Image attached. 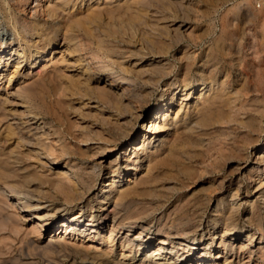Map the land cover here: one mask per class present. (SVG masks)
<instances>
[{"label": "rangeland", "instance_id": "1", "mask_svg": "<svg viewBox=\"0 0 264 264\" xmlns=\"http://www.w3.org/2000/svg\"><path fill=\"white\" fill-rule=\"evenodd\" d=\"M46 1L47 0L12 1L14 13L20 22H22L23 19L32 20L33 18L45 20L47 17L44 16L45 14L38 6V3L44 4ZM236 1L242 3L245 0H154L147 6H137V10L141 9L146 14L145 19L142 17H136L137 19L134 18L136 16L135 11L132 9L126 10L124 7L115 8L113 6V8H108V10H101V13H96L93 10L89 12L86 11L84 13L87 16H85L84 13L77 16L76 20L80 18V23L62 21L60 26L61 33H63V31L65 32L68 28V30H76L80 35V39L81 41L83 40L82 43L85 46L83 53L87 58L86 61H76V55L70 56L66 54L62 56L61 54L64 52L63 47L59 46L54 48L52 52L50 51L51 49H48L46 56H44V53L43 57H39L33 63H31L32 60L30 63L24 61L21 69L15 74L11 82H9L11 73L14 70L16 56L9 58L10 56L7 55L4 59L0 60V99L5 100L3 98H6V96L10 99L7 100L8 103H4L3 109L0 107V185L6 188L10 194L12 191L7 188L5 184L11 182L30 193L32 192L33 202H40L42 205L46 206H54L55 209L58 210L59 218H56L57 221L66 219L67 217L72 218L75 214L78 215L77 212L81 208L80 206L85 204L84 201L86 198L89 203L97 205L102 196L104 194H109L108 192L112 190L111 195H109L110 202L105 205V211H96L95 214H98L94 219L96 222L90 220L92 218L90 216V210L89 208L87 209V206H84L86 207V211L84 212L85 216H83L80 221V226L82 225L81 227L84 229V232H74L73 236L69 235V232L64 233L65 228L57 227L62 224L61 221L59 223L43 221L41 222L42 226L39 232L35 231L39 222L37 214L43 212L44 209H30L26 207L18 208L17 210L14 208L1 209L0 248H2L5 253L0 256V259H6L7 262L4 264H11L14 255V247H18V240L21 239V237H27L26 234H28L29 231H34L30 236L41 239H44L50 232V234L55 236L63 235V237L65 236L66 239L74 245L76 244V246L79 245V247L90 248L91 250L99 249L98 252H103L105 250V252L107 251L108 255L112 257L120 258L122 251L126 254L130 253L131 245H129V248L127 246L122 247L121 243L116 241L113 246L114 248H110L109 243L106 241L109 235V229L111 228L113 204L118 196V188L111 187L108 183L111 181L109 176L112 175L111 170H113L114 167H119V170L122 171V175L130 172L127 170L128 166L126 165L128 163L132 165L131 163H134L133 158L134 156L137 157V155L139 156L138 162L141 165V167L138 168V172L140 176H145V181L142 182L143 184L140 183V186L137 185L134 188L132 187L128 194L122 198L123 201L121 199V205L118 207L119 212L117 214L118 217H125L127 214L130 216L145 215L142 219L143 223L151 224L152 229H147V231L153 233L151 245L147 248L148 254L154 251L153 246L156 244V239L163 235L166 228L170 225L179 226L180 230L187 231L192 229L194 225L199 224L200 220L203 219L201 222L207 223L213 230L214 225L212 222L216 220V228L219 231L225 227L227 216L230 214L228 203H230V198H232L236 200V206H239L241 203L240 209L234 210L235 212L233 211V223H235L236 229L235 235L240 236V238L238 237L239 243H237L238 245L236 246L237 253L233 257L232 264H238L237 260H240L242 264H264V234H260L259 231L261 228H258L259 220L256 219V217H259L264 227V203L263 200L261 201L263 197L261 196L262 193L256 190V186H259L258 184H260V180L264 178V175L261 176V173H258L256 168H254V161H256L257 154L263 151L262 148H264V8H260V3H256V8L250 9V11L245 6L238 10H233V4L236 3ZM36 9L38 13L35 14L34 10ZM116 9H118V11ZM117 12L119 15H116ZM119 12L123 16H121ZM90 13H92L91 16L89 15ZM109 14L113 16L115 14V16L112 17ZM141 18L143 19L142 21L139 20ZM133 19L136 20L134 21ZM144 20L147 21V26H149L150 24L148 23L152 21H155L154 24L160 23L163 26L165 24L168 26L170 25V27L174 29L181 26L182 31L185 30L183 32L185 38L177 40L175 37L166 36L163 40H165V44L167 43L166 47L169 45V53L166 55L159 54L158 56L157 52H155L158 49L150 43L149 35L144 32V24L146 23L143 22ZM83 22L87 25L83 24V26ZM142 22L144 23L143 25ZM49 23L48 25L51 26L52 21L50 20ZM151 24L154 25L153 22ZM114 25L116 27H114ZM117 26L120 29L117 28ZM111 28L112 31H115H113L114 34L116 36L118 35L117 37L112 35L111 38ZM12 29V26L5 21L4 15L0 12V52L9 48L8 42H10L14 36ZM120 30L122 33H118ZM141 30H144V33H142ZM120 34L125 37L123 38ZM109 36L111 39L108 38ZM119 37H122L124 39L122 42H126V44H123L120 48H114L117 42H121V38ZM61 38L62 36L58 39L59 43L62 45L64 40ZM130 39L131 41L133 39L136 41L134 40L135 42L131 43L129 42ZM99 40H101V44H99ZM116 40L117 42H115ZM147 42V46H149L150 43L153 45L150 46L155 49V51H153L150 46L145 48ZM141 46H143L145 51L148 49L147 55H145L146 53L139 54V48ZM108 47L111 50H107ZM149 49L151 50L149 51ZM152 51L153 54H151ZM87 52L89 53L86 54ZM154 53L156 56H154ZM90 54H94L93 59ZM209 56L212 58L211 64L217 66H214L217 68V81L219 83L225 81L228 84L227 88L222 92L221 98L216 100L217 106L215 113L217 116L214 120L217 119V122L213 121L210 126H201L200 128L198 122L204 112L203 103H205V101L204 98H199V95L196 94L189 100L191 106L188 111H184V109L180 111L181 114L179 113L178 116L180 119L178 127L172 128V126H170L169 129L161 130L155 133L159 134L157 137L154 139L150 137L143 143L144 138L141 135V131L147 128V123L151 120L150 116L158 111V108L165 103L164 100L168 98L170 93L169 84L174 82L181 84L183 76L186 74L185 66H187L189 61L191 62L193 60L192 63L198 66V64L201 63L200 59H207ZM59 57L62 58L65 63ZM161 57L168 61L162 60L164 63L166 62L169 67L163 72L157 70V67H153L154 64L151 62L153 58H158L156 60L158 61L162 59ZM180 58L182 61H180ZM58 59L59 61H57ZM87 61L90 63L91 71L90 69H85V66L88 65ZM145 66L153 68L149 69ZM195 66L191 68L190 73L192 76L195 75L196 72ZM87 75H91V78L88 79ZM107 78L115 79L113 81V89L119 96L116 94L112 95V93L111 95L100 96L97 93V85L100 84V86H102L105 83L104 80ZM109 82H107V84H110ZM86 84L88 87H86ZM89 85L91 86L89 87ZM94 85H96V87ZM65 87L66 89L68 87L69 90H66ZM81 89L85 94L82 93ZM125 89H127V91ZM123 90L125 91L122 92ZM66 94H68V96H66ZM116 96L121 98V104H117ZM195 99H199V101ZM105 103L108 104L106 105ZM123 104H125V106H123ZM130 104L132 106H130ZM0 106H2V104H0ZM178 108L179 106L175 101L174 107L170 112L171 115L168 118L170 122L175 117ZM124 112H126V114H124ZM106 115L107 118H105ZM142 117H146V119L142 120ZM109 118L111 120H109ZM184 118L186 120H184ZM218 118L222 119L218 120ZM228 119L229 121H231L230 119L234 120L227 122ZM125 120H128L127 122L130 123H125ZM261 120L262 128L260 130L259 124ZM114 122H116L115 126L113 125ZM142 122H145L144 126ZM193 122L198 123V125L193 124ZM119 124L122 126L121 128ZM174 130L177 132L175 133ZM124 132L126 134H124ZM133 133H138V136L134 138ZM37 135L40 136L37 137ZM92 136L94 137L92 138ZM87 138H91L88 144L84 140ZM165 138V143L160 144V141ZM24 140L27 142L25 143ZM175 140L176 142H174ZM82 141L85 142L86 145L82 143ZM38 143L40 145H38ZM34 144L37 145L34 146ZM157 145V150L153 152L154 149H151V147ZM101 146L110 149L106 150L107 152L104 154L99 151V147ZM139 146H142V148L134 153V149ZM37 147L41 148V150ZM99 152L102 154H98ZM171 152L175 155L170 156ZM167 153H169V155ZM68 154L70 155L68 156ZM84 154H86V156ZM178 156H180L179 159ZM182 156V159L185 158L184 160H180ZM129 157H131L132 160L127 162ZM158 157H161L160 160ZM154 158H157L158 161L157 159V162L154 161ZM243 158H245V160H243ZM172 159H175L174 162ZM43 160H45L48 165L43 164ZM93 160L96 161L93 162ZM97 160L98 162L103 160L100 176L97 175L93 168ZM177 160L179 161L177 162ZM151 162L153 163L151 164ZM148 164H150V166ZM168 165L170 169H168ZM174 167L177 168V170L174 169ZM192 167L194 170H191ZM63 168H66L70 174L72 173L71 179L61 180V178H63L61 175ZM184 168L186 169L184 170ZM187 168H189V171ZM170 171L172 173H170ZM127 175L128 173L125 176L123 175L124 179L129 177ZM117 176H119V173H117ZM249 176H251L252 179H250ZM176 177H178V179ZM179 177L182 178L179 180ZM54 184L56 185L55 187ZM128 184L130 186L133 185V183ZM128 184H125L124 187L129 186ZM145 187L146 189H144ZM138 188L141 189V191H139ZM178 188L183 189L177 190ZM173 189L175 192H173ZM216 189L219 190L216 191ZM237 189H239L238 197L230 196L232 193L234 194ZM263 190L264 188L261 191ZM134 192L136 193L134 194ZM82 193L85 195L83 200L81 199L82 196L80 197ZM142 193L147 196H144ZM152 193L153 195H151ZM12 195L18 197L14 192H12ZM218 203L223 206V212L217 211ZM163 205H165V207ZM96 210H98L97 207ZM199 211L202 213H199ZM148 212L151 214L150 216L146 215ZM13 213L18 215L17 218L21 220L20 223L19 221H15L17 219L15 216L9 215ZM151 218H153L152 221H150ZM100 220L101 223L104 222L105 226L104 230L99 232L100 240L96 238L89 240V231H92L91 229L96 227L95 224H99ZM17 222L22 224V227H20L19 232L16 233L14 229L16 225H18ZM249 228L257 232V236L254 239L255 241L258 242L259 239H262L259 241L262 245L255 249L252 254L249 251L243 253V251L239 250V245L243 242V239H245V231ZM138 231L139 229L137 228L133 229L130 236L135 235ZM242 237L244 238L241 240ZM220 241L221 238H216V247L219 245ZM11 245L13 246L12 248H10ZM137 249L138 247L135 246L132 250V256L126 259L131 260L135 255L136 258L139 257L141 251L137 252ZM196 250L202 251L201 247L196 248ZM108 255L105 258H107ZM209 255L211 254H208V256ZM237 256H239V258H237ZM221 262L222 259H220V264ZM77 264L81 263L79 262Z\"/></svg>", "mask_w": 264, "mask_h": 264}, {"label": "bare ground", "instance_id": "2", "mask_svg": "<svg viewBox=\"0 0 264 264\" xmlns=\"http://www.w3.org/2000/svg\"><path fill=\"white\" fill-rule=\"evenodd\" d=\"M12 1L14 2L15 0H0V12L4 15L5 21L7 23H9L12 26V30L14 32V36L11 39L10 42H8V47L7 50H2L0 52V60L4 59L5 56L9 55V58H12L13 56H16V62L14 65V70L11 73V78L9 79V82H11V80L13 79V77L15 76V74L21 69L22 67V63L24 61H28L27 63H30V61L32 60L31 63H33L35 60H37L39 57H43L46 56V52L48 49H51L50 51L52 52L54 50V48L56 47H63V54H61L62 56L70 55V56H75L76 55V61L82 62V61H86L87 58L85 56V54L83 53V50H85V46L83 45L81 39H80V35L76 32V30L74 29H70L68 30V28L65 30V32L63 31V33L60 32V26H61V22L65 21V22H77L80 23V18L79 20L77 18V16L79 14H82L86 11H95L96 13H101V10L107 9L108 8H113V6L116 8L119 7H124L127 9H132L133 11H135L136 17H142L145 19L146 14L140 9L137 10V6L139 5H144L147 6L148 4H150L152 1L154 0H47L44 4H40V2L38 3V6L42 9V11L44 12V16H46L47 18L45 20H41L40 18H33L32 20H27V19H23L22 22H20L18 20V18L16 17L15 13H14V7L12 4ZM234 3V2H233ZM256 3H260V8H264V0H245L244 2H237L234 3L233 5V10H238L240 8H242L243 6H245L249 11L250 9H254L256 8ZM26 5V4H25ZM32 6V5H31ZM36 6V5H35ZM145 8V7H144ZM246 9V11H247ZM26 10V9H25ZM33 10V9H32ZM115 10V9H114ZM118 11V9H116ZM262 10V9H261ZM20 11V10H19ZM24 11V10H23ZM36 10H34L35 14L38 13L36 12ZM40 11V10H39ZM113 11V10H112ZM125 11V10H124ZM123 11V12H124ZM94 12V13H95ZM121 12V11H120ZM119 12V13H120ZM122 12V14H123ZM31 13V11H30ZM33 13V12H32ZM41 13V11H40ZM125 13V12H124ZM147 13V12H146ZM88 14V13H87ZM92 13H90L89 15L91 16ZM112 14V13H111ZM247 14V13H246ZM252 14V13H249ZM41 15V14H40ZM85 15V13H84ZM110 15V14H109ZM116 15H119L118 12ZM121 15V13H120ZM30 16V15H29ZM82 16V15H81ZM87 16V15H85ZM112 17L113 15H110ZM123 16V15H121ZM148 16V15H147ZM150 16V15H149ZM45 18V17H44ZM84 18V16H83ZM88 18V17H87ZM86 18V19H87ZM93 18V17H92ZM139 19L140 21H142L143 19ZM148 18V17H147ZM155 18V17H154ZM160 18V17H159ZM163 18V17H162ZM91 19V17H90ZM123 19V18H122ZM137 19V18H136ZM135 19V20H136ZM158 19V18H157ZM172 19V18H171ZM52 21L51 26H49L48 24L49 21ZM82 20V19H81ZM89 20V19H88ZM134 20V19H133ZM134 20V21H135ZM137 20V21H139ZM4 21V20H3ZM85 21V20H84ZM131 21V20H130ZM150 21V20H149ZM82 22V21H81ZM88 22V21H85ZM143 22H146L145 24ZM142 25L144 24V29H145V33L147 35H149L150 37V43L153 44L154 46H156L157 51H155V49H153L150 43L149 46L150 48L153 49V51L157 52V55H166L167 53H169L168 50V46L166 47V44L164 43L165 37H175L177 40H182L184 37L183 32L181 29V26H178L177 28H172L170 27V25H162L160 23H156L154 24L155 21H152L154 25H152L151 23L149 26H147V21H143ZM163 22V21H162ZM89 23V22H88ZM113 23V22H112ZM118 23V22H117ZM140 23V22H139ZM73 24V23H72ZM84 24V22L82 23V25ZM123 24V23H121ZM138 24V23H137ZM141 24V23H140ZM67 25V24H66ZM76 25V24H73ZM87 25V24H84ZM83 25V26H84ZM64 26V25H63ZM122 26V25H121ZM138 26V25H137ZM66 27V26H65ZM71 27V26H70ZM80 27V26H79ZM114 27H116L114 25ZM134 27V26H133ZM74 28V27H72ZM86 28V27H85ZM117 28H119L117 26ZM126 28V27H125ZM143 28V27H142ZM141 28V29H142ZM77 29V27H76ZM120 29V28H119ZM122 29V28H121ZM150 29V30H148ZM109 30V29H108ZM112 31V28L110 29ZM109 30V31H110ZM131 30V29H130ZM86 31V29H85ZM107 31V30H106ZM114 31V30H113ZM112 31L111 34V38L112 35H115L114 32ZM124 33H126L124 30H122ZM142 31V30H141ZM142 31V33H144ZM131 32V31H130ZM135 32V31H133ZM139 32V31H138ZM81 33V32H80ZM88 33V32H87ZM104 33V32H103ZM118 33H122L121 30L120 32L118 31ZM136 33V32H135ZM140 33V32H139ZM117 34V33H116ZM141 34V33H140ZM83 35V34H82ZM101 35V33H100ZM106 35V33H105ZM109 35V34H108ZM122 37L123 35L120 34ZM127 35V34H126ZM130 35V34H129ZM133 35V34H132ZM135 35V34H134ZM186 35V34H185ZM62 36L64 42L61 45L59 43V37ZM88 36V35H87ZM93 36V35H92ZM118 36V35H117ZM115 35V37H117ZM85 37V36H83ZM96 37V36H95ZM94 37V38H95ZM101 37V36H100ZM103 38H106L104 36H102ZM119 37L121 38V42H117V40L115 42H117V44L114 46V48H120L123 44H126V42H122L124 39V37ZM128 37V36H126ZM145 37V36H144ZM61 38V39H62ZM98 38V37H97ZM110 38V36L108 37ZM110 38V39H111ZM146 38V37H145ZM101 39V38H100ZM107 39V38H106ZM129 39V38H128ZM127 39V40H128ZM132 39V38H131ZM131 43L135 42L136 40L133 39ZM115 40V38H114ZM119 40V39H118ZM135 40V41H134ZM146 40V39H145ZM104 41V40H102ZM144 41V38H143ZM148 41V39H147ZM94 42V40H93ZM100 42V43H99ZM99 44H101V40H99ZM106 42V41H105ZM104 42V43H105ZM112 42V41H110ZM114 42V43H115ZM169 42V41H168ZM108 43V42H106ZM119 44V45H118ZM148 42L146 43V47ZM169 44V43H168ZM109 45V44H108ZM87 46V45H86ZM96 46V45H95ZM100 46V45H99ZM132 46V45H131ZM105 47V46H104ZM171 47V45H170ZM112 48V47H111ZM1 49V47H0ZM95 49V47H94ZM98 49V48H97ZM110 49L109 47L107 48V50ZM171 49V48H170ZM264 49V48H263ZM57 50V49H56ZM55 50V51H56ZM111 50V49H110ZM151 49H149L150 51ZM172 50V49H171ZM49 51V52H50ZM91 51V50H90ZM89 51V52H90ZM102 51V50H101ZM136 51V50H135ZM147 51L148 49L145 51L143 46H141L139 48V54L141 53H146L145 55H147ZM153 51L151 52V54H153ZM89 52H87L86 54H88ZM121 52V51H120ZM231 52V51H230ZM5 53V54H4ZM48 53V52H47ZM99 54V53H98ZM92 56L93 59V55L90 54ZM138 55V54H137ZM150 55V54H149ZM180 55V54H179ZM239 55V54H238ZM60 56V55H59ZM85 56V57H84ZM101 56V55H100ZM154 56L155 53H154ZM169 56V55H168ZM208 56V55H207ZM89 57V56H88ZM164 57V56H163ZM60 58V57H59ZM140 58V57H139ZM162 58V57H161ZM62 59V58H60ZM90 59V58H89ZM102 59V58H101ZM147 59V58H146ZM158 58H153V60H151V62L155 65H153V67H157L156 69L159 70L160 72H163L164 70H166L167 63L162 60H166L165 58H162L161 60L156 61ZM181 59V58H180ZM179 59V60H180ZM63 60V59H62ZM66 60V59H65ZM190 60V59H189ZM201 63L198 64V66L194 63H192V61L188 62L186 67V74L185 76H183V79L181 81V84L179 83H171L169 84V89H170V93L167 99L164 100V104L158 108V111H156L154 114H152V116H150V121L147 123V128H145V130L141 131V135L144 138L143 143L148 139V138H152L154 139L155 137H157L159 134H155L161 130H166L169 129L170 126H172V128H176L179 125V113L180 111H182L184 109L188 111V109L190 108V99L193 97V95L198 94L199 98H204L205 103H203L204 105V112L200 117L199 125L200 128L201 126H210L211 123H213L215 117L217 116L215 113V109H216V100L221 98V94L224 91L225 88H227V83L225 81H222L221 83H219L216 79V74H217V66L214 64H211L212 62V58L209 56V58L207 59H200ZM59 61V59L57 60ZM64 61V60H63ZM167 61V60H166ZM182 61V59L180 60ZM71 62V61H70ZM73 62V61H72ZM168 62V61H167ZM187 62V61H186ZM5 63V62H4ZM49 63V62H48ZM56 63V62H55ZM65 63V61H64ZM84 63V62H83ZM137 63V62H136ZM232 63V62H231ZM50 64V63H49ZM69 64V63H68ZM74 64V62H73ZM87 66H85L86 70L90 69V63L87 61ZM116 64V63H115ZM119 64V63H118ZM129 64V63H128ZM3 65V64H2ZM77 65V64H76ZM121 65V64H120ZM148 65V64H147ZM152 65V64H151ZM142 66V65H141ZM195 66L196 67V72L195 75H191V68ZM216 66V67H214ZM48 67V66H47ZM79 67V66H77ZM118 67V66H117ZM122 67V66H121ZM143 67V66H142ZM148 67V66H145ZM144 67V69H145ZM152 67V68H153ZM68 68V67H67ZM149 68V67H148ZM151 68V67H150ZM149 68V69H150ZM151 68V69H152ZM169 68V67H168ZM244 68V67H243ZM48 69V68H47ZM60 69V67H59ZM64 69V68H63ZM62 69V70H63ZM104 69V68H103ZM0 70H1V66H0ZM85 70V72H86ZM146 70V69H145ZM184 70V71H185ZM219 70V69H218ZM30 71V70H29ZM79 71V70H78ZM93 71V70H92ZM98 71V69H97ZM119 71V70H118ZM115 72V71H114ZM129 72V71H128ZM229 72V71H228ZM31 73V72H30ZM55 73V72H54ZM87 73V72H86ZM93 73V72H92ZM98 73V72H97ZM102 73V72H101ZM119 73V72H118ZM124 73V72H123ZM126 73V72H125ZM133 73V72H132ZM53 74V72H52ZM68 74V73H67ZM70 74V73H69ZM100 74V73H99ZM71 75V74H70ZM73 75V74H72ZM80 75V74H79ZM78 75V76H79ZM161 75V74H160ZM184 75V74H183ZM51 76V75H50ZM49 76V77H50ZM74 76V75H73ZM83 76V75H82ZM108 76V75H107ZM54 77V74H53ZM81 77V75H80ZM79 77V78H80ZM88 79L91 78V75H87ZM86 77V79H87ZM243 77V76H242ZM72 78V77H71ZM115 79H110L107 78L104 80V84L102 86H100V84L94 85L96 87V91L100 96H107V95H112L116 94L117 92L113 89V81ZM90 81V80H89ZM110 81V82H109ZM159 81V79H158ZM179 81V80H178ZM36 82V81H35ZM83 82V81H80ZM79 82V83H80ZM107 82H109L110 84H107ZM89 83V82H88ZM34 84V83H33ZM85 84V83H84ZM117 84V83H116ZM241 84V83H240ZM68 85V84H67ZM87 85V84H86ZM92 85V84H91ZM89 85V87L91 86ZM128 85V84H127ZM39 86V85H38ZM80 86V85H79ZM157 86V85H156ZM159 86V85H158ZM88 87V85L86 86ZM155 87V86H154ZM61 88V87H60ZM83 88V87H82ZM125 88V87H124ZM127 88V86H126ZM129 88V87H128ZM50 89V88H49ZM59 89V86H58ZM66 89V87H65ZM68 89V87H67ZM66 89V90H67ZM76 89V88H75ZM79 89V88H78ZM123 89V87H122ZM121 89V90H122ZM69 90V89H68ZM73 90V89H72ZM82 90V89H81ZM79 90V91H81ZM86 90V89H85ZM127 91V89H125ZM125 90H123L122 92H124ZM130 90V89H129ZM74 91V90H73ZM92 91V90H91ZM133 91V90H131ZM67 92V91H66ZM87 92V91H86ZM264 92V91H263ZM76 93V92H75ZM74 93V94H75ZM82 93L83 90H82ZM81 93V94H82ZM85 94V93H84ZM83 95V94H82ZM89 95V94H88ZM94 95V94H92ZM121 95V94H120ZM123 95V94H122ZM126 95V94H125ZM2 96V95H1ZM66 96H68V94H66ZM70 96V95H69ZM80 96V95H79ZM119 96V95H117ZM116 96V97H117ZM203 96V97H202ZM256 96V95H255ZM93 97V96H92ZM122 97V96H120ZM2 98V97H1ZM5 100L0 99V104H2V106H0L2 109L4 108L3 105L4 103H8V97L6 96V98H3ZM240 99V98H239ZM10 100V99H9ZM125 100V99H124ZM197 101H199V99H195ZM203 100V99H202ZM14 101V100H13ZM97 101V100H96ZM175 101L177 102L179 108L177 109L178 111L176 112L175 117L171 120V122L169 121L170 119L169 116L171 115V111L174 107V103ZM120 103L121 104V98L117 97V104ZM129 103V102H128ZM25 104V103H24ZM106 104V103H105ZM108 104V103H107ZM106 104V105H107ZM116 104V105H117ZM133 104V103H132ZM115 105V106H116ZM197 105V104H196ZM86 106V105H84ZM113 106V103H112ZM123 106H125V104H123ZM130 106H132L130 104ZM135 106V105H134ZM195 106V105H194ZM117 107V106H116ZM120 107V106H119ZM118 107V108H119ZM129 107V106H128ZM219 107V106H218ZM104 108V107H103ZM110 108V107H109ZM134 108V107H133ZM232 108V107H231ZM111 109V108H110ZM114 109V108H113ZM120 109V108H119ZM125 109V108H124ZM128 109V108H127ZM130 109V108H129ZM138 109V108H137ZM198 109V108H197ZM235 109V108H234ZM5 110V109H4ZM80 110V109H79ZM116 110V109H115ZM114 110V111H115ZM134 110V109H133ZM223 110V109H222ZM236 110V109H235ZM234 110V111H235ZM7 111V110H6ZM86 111V110H85ZM123 111V109H122ZM125 111V110H124ZM135 111V110H134ZM137 111V110H136ZM2 112V111H1ZM6 113V112H5ZM83 113V112H81ZM94 113V111H93ZM97 113V112H96ZM128 113V111H127ZM134 113V112H133ZM235 113V112H234ZM238 113V112H237ZM76 114V113H75ZM124 114H126V112H124ZM140 114V113H139ZM181 114V113H180ZM232 114V113H231ZM2 115V114H1ZM33 115V114H31ZM104 115V114H103ZM110 115V114H109ZM5 116V115H4ZM36 116V115H35ZM126 116V115H125ZM135 116V115H134ZM137 116V115H136ZM140 116V115H139ZM233 116V115H232ZM3 117V116H2ZM6 117V116H5ZM31 117V116H30ZM96 117V116H95ZM110 117V116H108ZM133 117V116H132ZM131 117V118H132ZM222 117V116H221ZM107 118V115L106 117ZM114 118V117H113ZM227 118V117H225ZM231 118V117H229ZM234 118V117H233ZM98 119V118H97ZM145 120V118L142 117V120ZM222 118H218V120H221ZM104 120V119H103ZM108 120V119H106ZM109 120H111L109 118ZM108 120V121H109ZM115 120V119H114ZM184 120H186L184 118ZM197 120V119H196ZM227 120V119H226ZM231 121L234 119H230ZM260 120V119H259ZM30 121V120H29ZM35 121V119H34ZM119 121V120H118ZM128 121V120H127ZM125 120V123L127 122ZM228 121L227 122H231ZM264 121V120H263ZM132 122V121H131ZM217 122V121H216ZM222 122V121H221ZM226 122V123H227ZM36 123V122H35ZM110 123V122H109ZM115 123H111L115 126ZM121 123V122H119ZM130 123V122H127ZM143 123V122H142ZM145 123V122H144ZM143 123V126L145 125ZM198 123H194L193 124H197ZM107 124V123H106ZM133 124V123H132ZM138 124V123H137ZM202 124V125H201ZM218 124V123H217ZM258 124V123H257ZM43 125V124H42ZM109 125V124H108ZM117 125V124H116ZM123 125V123H122ZM128 125V124H127ZM214 125V124H213ZM82 126V125H81ZM93 126V125H92ZM113 126V127H114ZM189 126V124H188ZM215 126V125H214ZM119 127L121 128L122 126ZM199 127V126H198ZM85 128V127H84ZM87 128V127H86ZM127 128V127H126ZM208 128V127H207ZM212 128V127H211ZM259 128L261 130L262 128V120L259 124ZM4 129V128H3ZM125 129V128H124ZM245 129V128H244ZM118 130V129H117ZM187 130V129H186ZM259 130V131H260ZM85 131V130H84ZM87 131V130H86ZM101 131V130H99ZM103 131V130H102ZM119 131V130H118ZM125 131V130H123ZM122 131V132H123ZM170 131V130H169ZM175 131V130H174ZM37 132V131H36ZM177 131H175L176 133ZM185 132V131H184ZM183 132V133H184ZM197 132V131H196ZM98 133V132H97ZM128 133V132H127ZM8 134V133H7ZM100 134V133H99ZM124 134H126L124 132ZM185 134V133H184ZM36 135V134H35ZM88 135V134H87ZM112 135V134H111ZM155 135V136H153ZM260 135V134H259ZM40 136V135H39ZM37 135V137H39ZM51 136V135H50ZM74 136V134H73ZM89 136V135H88ZM119 136V135H118ZM123 136V135H122ZM136 136H138V133H133V137L135 138ZM86 137V136H85ZM94 136H92L93 138ZM107 137V135H106ZM110 137V136H108ZM209 137V136H208ZM29 138V137H28ZM41 138V137H40ZM112 138V137H111ZM27 139V138H26ZM37 139V138H36ZM49 139V138H48ZM91 138H87L84 139L87 144L88 141ZM108 139V138H107ZM206 139V138H205ZM6 140V139H5ZM103 140V138H102ZM25 141V140H24ZM30 141V140H29ZM33 141V140H32ZM31 141V143H32ZM37 141V140H36ZM48 141V140H47ZM52 141V140H51ZM94 141V140H93ZM166 138L162 139L160 141V144L165 143ZM257 141V139H256ZM27 141H25L26 143ZM53 142V141H52ZM90 142V141H89ZM104 142V141H103ZM112 142V141H111ZM151 142V141H150ZM176 142V140L174 141ZM252 142V141H251ZM254 142V141H253ZM82 143L85 144V142L82 141ZM167 143V142H166ZM200 143V142H199ZM100 144V143H98ZM102 144V143H101ZM141 144V143H140ZM159 144V145H160ZM29 145V144H28ZM37 144H34V146ZM38 145H40L38 143ZM42 145V144H41ZM81 145V144H80ZM86 145V144H85ZM145 145V144H144ZM195 145V144H194ZM197 145V144H196ZM43 146V145H42ZM108 146V145H107ZM112 146V145H111ZM134 146V145H133ZM170 146V145H169ZM173 146V145H171ZM40 147V146H39ZM54 147V146H53ZM129 147V146H128ZM157 146H153L151 147V149H154V151L157 150ZM183 147V146H181ZM197 147V146H196ZM206 147V146H205ZM38 148V147H37ZM46 148V147H44ZM48 148V147H47ZM142 148V146L136 147L134 149V153H136L138 150H140ZM198 148V147H197ZM201 148V146H200ZM203 148V147H202ZM21 149V148H20ZM41 150V148H38ZM49 149V148H48ZM51 149V148H50ZM110 149V148H109ZM107 147H99V151L103 152L104 154L107 152L106 150H109ZM263 151L259 152L257 154L256 157V161L255 162V167L256 171L258 173H261V176L264 175V148H262ZM34 150V149H33ZM68 150V149H67ZM71 150V149H70ZM149 150V149H148ZM172 150V148H171ZM182 150V149H181ZM208 150V148H207ZM246 150V149H245ZM244 150V151H245ZM249 150V149H248ZM247 150V151H248ZM50 151V150H49ZM53 151V150H52ZM83 151V150H81ZM129 151V150H127ZM150 151V150H149ZM68 152V151H67ZM90 152V151H89ZM88 152V153H89ZM98 153V154H102V153ZM109 152V151H108ZM167 152V151H166ZM14 153V152H13ZM17 153V152H15ZM54 153V152H53ZM83 153V152H81ZM85 153V152H84ZM145 153V152H144ZM170 153V152H169ZM169 153H167L169 155ZM182 153V151H181ZM247 153V152H246ZM32 154V153H31ZM52 154V153H51ZM71 154V153H70ZM68 154V156L70 155ZM180 154V153H179ZM28 155V154H27ZM53 155V154H52ZM86 156V154H84ZM88 155V154H87ZM96 155V154H95ZM133 155V154H132ZM175 155V154H170V156ZM228 155V154H227ZM29 156V155H28ZM98 156V155H97ZM167 156V155H166ZM164 156V157H166ZM169 156V157H170ZM177 156V155H176ZM175 156V157H176ZM181 156V155H180ZM178 156V159L179 157ZM52 157V156H50ZM90 157V156H88ZM101 157V156H100ZM243 157V156H242ZM241 157V159H242ZM245 157V156H244ZM10 158V157H9ZM30 158V157H29ZM77 158V157H76ZM86 158V157H85ZM93 158V157H92ZM159 158V157H158ZM161 158V157H160ZM159 158V160H160ZM167 158V157H166ZM173 158V157H172ZM183 158V156L180 158V160ZM249 158V157H248ZM53 159V158H52ZM103 159V158H101ZM155 159V158H154ZM157 159V158H156ZM156 159L154 161H156ZM185 159V158H184ZM182 159V160H184ZM193 159V158H192ZM83 160V159H82ZM87 160V159H86ZM132 160L131 157H129L127 159V162ZM133 162L131 163L132 165H130V163H128L126 166L127 170H129L130 172H127L129 176L127 179H124L123 175L125 176L127 173L122 175V171L119 170V167H114L113 170H111L112 175L109 176V178L111 179V181L108 183L111 187H116L118 188V196L116 198V200L114 201L113 207L112 208V219H111V228L109 229V235L107 237V242L109 243L110 248H112L115 244L116 241H119L121 243L122 247L127 246L129 248V245H131V250L130 253L126 254L125 252L122 251L121 253V257L117 258V257H112L110 255H108L107 251L105 252V250L103 252H98V250H91L90 248H83V247H79L76 246V244L74 245L72 242H70L68 239H66V237L63 235L61 236H55L52 235L50 233H48L44 239L41 238H34L31 235V233L29 230V233L26 234L27 237H21V239L18 240V247H14L13 251H14V255H13V259L11 264H77V263H86V264H220V259H222L221 264H232L233 263V257L236 255V246L238 245V237L240 238V236L235 235V223H233V217H234V210H238L240 209L241 203L239 204V206H236V200L235 199H231L230 203H228V207H229V212L230 214H226L227 219H226V223H225V227H223L222 229H220L218 231V229L216 228V220H213V230L210 228V226L206 223H204L203 221L199 224H196L192 227V229L184 231V230H180L179 226L176 225H170L168 228H166V231H164L163 235L159 236L158 239H156V244L153 246V252L148 254L147 253V248L151 245L152 242V237H153V233L150 231H147V229H152L151 224L149 225L148 223L145 224L143 223V218L144 216L142 215H135V216H130L129 214L125 215V217H118V212L119 209L118 207L121 205V199L124 198L126 196V194H128V192L130 191V189L133 187H136L137 185L140 186L139 184L145 181V176L143 175H139L138 172V168L141 167V165L139 164V156L137 155L134 156L133 158ZM175 159H172V161L174 162ZM243 160H245V158H243ZM96 161V160H95ZM93 160V162H95ZM153 161V162H154ZM158 161V159H157ZM156 161V162H157ZM168 161V160H167ZM166 161V162H167ZM179 160H177L178 162ZM55 162V161H54ZM84 162V161H83ZM86 162V161H85ZM102 162L103 160H101L100 162L95 163L93 165L94 170L96 171L97 175L100 176L101 174V166H102ZM151 162V164L153 163ZM183 162V161H182ZM205 162V161H204ZM165 163V161H164ZM163 163V164H164ZM170 164H173L171 162H169ZM168 163V164H169ZM43 164H47V162L45 160H43ZM166 164V163H165ZM164 164V166H165ZM186 164V163H184ZM189 164V162H188ZM48 165V164H47ZM64 165V164H63ZM86 165V163H85ZM107 165V164H106ZM118 165V164H117ZM150 166V164H148ZM194 165V164H193ZM223 165V164H222ZM50 166V164H49ZM116 166V165H115ZM163 166V165H162ZM169 166V165H168ZM177 166V165H176ZM239 166V165H238ZM242 166V165H241ZM113 167V166H112ZM181 167V166H180ZM164 168V167H162ZM179 168V167H178ZM245 168V167H244ZM40 169V168H39ZM44 169V168H43ZM155 169V168H154ZM158 169V168H157ZM170 169V166L169 168ZM174 169L177 170V168L174 167ZM186 168H184L185 170ZM189 168H187L188 170ZM202 169V168H201ZM156 170V169H155ZM160 170V169H158ZM173 170V169H172ZM182 170V169H181ZM191 170H194V168L192 167ZM190 170V171H191ZM208 170V169H207ZM252 170V169H251ZM149 171V170H148ZM147 171V172H148ZM189 171V170H188ZM41 172V171H40ZM90 172V171H89ZM177 172V171H176ZM240 172V171H239ZM117 173H119V176H117ZM149 173V172H148ZM153 173V172H152ZM151 173V175H152ZM170 173H172L170 171ZM227 173V172H226ZM241 173V172H240ZM72 174V173H71ZM71 174L69 173V171L66 168L62 169L61 175L63 178H61V180L63 179H71ZM161 174V173H160ZM168 174V173H167ZM77 175V173H76ZM96 175V176H97ZM189 175V174H187ZM94 176V174H93ZM161 176V175H160ZM159 176V177H160ZM248 176V174H247ZM38 177V176H36ZM150 177V176H149ZM156 177V176H155ZM154 177V178H155ZM162 177V176H161ZM160 177V178H161ZM186 177V175H185ZM245 177V176H244ZM86 178V177H85ZM91 178V177H90ZM102 178V177H101ZM157 178V177H156ZM178 179V177H176ZM182 178V177H181ZM179 177V180L181 179ZM192 178V177H191ZM241 178V177H240ZM250 179L251 176H249ZM255 178V177H253ZM88 179V178H86ZM148 179V178H147ZM176 179V180H177ZM260 179V178H259ZM75 180V179H74ZM85 180V179H84ZM172 180V179H171ZM185 180V179H184ZM188 180V178H187ZM245 180V179H244ZM60 181V180H59ZM178 181V180H177ZM182 181V180H181ZM23 182V181H22ZM26 182V181H25ZM63 182V181H62ZM65 182V181H64ZM150 182V181H149ZM173 182V181H172ZM222 182V181H221ZM220 182V183H221ZM88 183V182H87ZM95 183V182H94ZM93 183V184H94ZM128 183H133L132 186H130ZM147 183V182H146ZM174 183V182H173ZM181 183V182H180ZM183 183V182H182ZM224 183V182H223ZM30 184V183H29ZM56 184V183H55ZM54 184V187L56 186ZM69 184V183H67ZM107 184V185H108ZM125 184H128L129 186L124 187ZM143 184V183H142ZM184 184V183H183ZM182 184V185H183ZM7 188H9L12 192H14L15 194L18 195V197L12 195L6 190V188H4L2 185H0V198L1 199V204H0V210L5 209V208H14V209H18V208H30V209H44L43 212L38 213L37 215V219L39 220L38 224H37V228L35 229V231L40 230V227L42 226L41 222L43 221H47L50 223L53 221V223H59L60 221L62 222V224H60L59 226H57L58 228H65V232L67 233L69 232V235L73 236L74 232H84V229H82V225L80 226V221L81 218L84 215V212L86 211V207L87 209L89 208L90 210V216L92 217L90 220H92L93 222H96V220H94L98 214H95L96 211H101L106 209L105 205L110 202L109 201V195H111L112 190H110L109 188V194H104L101 198V200H99V202L96 204L93 203H89L87 201V198L85 199L83 205H78L81 208L79 209V211L77 212L78 215H74L72 218L67 217L66 219H61L59 221L56 220V218H59V213L58 210L55 209L54 206H46V205H42L40 202H33L32 200V195L29 191L24 190V188H21L20 186H17L16 184H12L8 183L5 184ZM59 185V183H58ZM146 185V184H145ZM151 185V184H150ZM168 185V184H167ZM173 185V184H172ZM185 185V184H184ZM221 185V184H218ZM228 185V184H227ZM244 185V184H243ZM259 186H256V190H258L257 192L262 193L261 196L263 197V199H261V201L263 200L264 203V190L261 191L264 188V178L260 180V184H258ZM71 186V185H69ZM88 186V185H87ZM177 186V185H174ZM53 187V188H54ZM160 187V186H159ZM182 187V186H181ZM220 187V186H219ZM74 188V187H73ZM140 188V187H139ZM139 191H141V189H139ZM156 188V187H155ZM180 188V187H179ZM177 189V190H182L184 188L181 189ZM241 188V187H240ZM37 189V188H35ZM72 189V188H71ZM146 189V187L144 188ZM219 190V189H218ZM216 189V191H218ZM85 191V190H84ZM134 191V190H133ZM161 191V190H160ZM234 191V190H233ZM236 191V190H235ZM239 189H237V191L230 196H237ZM173 192L174 189H173ZM182 192V191H181ZM80 193V192H79ZM136 192H134L135 194ZM36 194V193H35ZM70 194V193H68ZM133 194V192H132ZM143 194V193H142ZM157 194V193H156ZM170 194V193H169ZM172 194V193H171ZM144 195V194H143ZM146 195V194H145ZM144 195V196H145ZM153 195V193L151 194ZM159 195V194H158ZM161 195V194H160ZM167 195V194H166ZM164 195V196H166ZM82 196V197H81ZM147 196V195H146ZM222 196V195H221ZM37 197V196H36ZM81 199L83 200L85 198V195H83V193L80 195ZM129 197V196H128ZM161 197V196H159ZM169 197V196H168ZM211 197V196H210ZM238 197V196H237ZM91 198V197H90ZM154 198V197H153ZM152 198V199H153ZM156 198V197H155ZM158 198V197H157ZM167 198V197H166ZM261 198V197H260ZM80 199V198H79ZM78 199V200H79ZM168 199V198H167ZM166 199V200H167ZM3 200V201H2ZM114 200V199H112ZM154 200V199H153ZM229 200V199H228ZM123 201V199H122ZM152 201V200H151ZM161 201V200H160ZM171 201V200H169ZM249 201V200H248ZM57 202V201H56ZM66 202V201H65ZM159 202V201H158ZM164 202V200H163ZM221 202V201H220ZM239 202V201H238ZM81 203V202H80ZM160 203V202H159ZM158 203V205H159ZM169 203V202H167ZM243 203V202H242ZM248 203V202H247ZM255 203V201H254ZM112 204V203H111ZM161 204V203H160ZM166 204V203H165ZM20 205V207H19ZM198 205V204H197ZM264 205V204H263ZM165 207V205H163ZM251 206V205H250ZM96 207L98 208V210H96ZM111 207V206H110ZM239 207V208H237ZM59 208V207H58ZM152 209H155L153 207H150ZM163 208V207H162ZM204 208V207H203ZM157 209V208H156ZM160 209V208H159ZM205 209V208H204ZM224 208L223 206H221V204H217V211H222ZM242 209V208H241ZM164 210V209H163ZM251 210V209H250ZM264 210V208H263ZM31 211V210H30ZM105 211V210H104ZM234 211V212H233ZM10 212V211H9ZM8 212V213H9ZM201 211H199L200 213ZM205 212V211H204ZM223 212V211H222ZM233 212V213H232ZM156 213V212H155ZM202 213V212H201ZM228 213V212H227ZM254 213V212H253ZM21 214V213H20ZM10 216H15L17 218V214L13 213V214H9ZM146 215H151L149 212ZM156 215V214H155ZM213 215V214H212ZM241 215V214H240ZM6 216V215H5ZM23 216V215H22ZM102 216V215H100ZM99 216V217H100ZM202 216V214H201ZM239 216V215H238ZM3 217V216H2ZM23 218V217H22ZM155 218V217H154ZM239 218V217H238ZM147 219V218H146ZM250 219V218H249ZM258 221V228L260 227L261 230L259 231L260 234H264V227L262 225V223L260 222L259 217H256ZM153 218H151L150 221H152ZM6 221V220H5ZM15 221H19L20 223V219L17 218ZM149 221V222H150ZM196 222V221H195ZM207 222V221H206ZM11 223V222H10ZM18 223V222H17ZM16 225V228L14 229L15 232H19V228L22 227V224ZM89 223V222H88ZM204 223V224H203ZM153 224V223H152ZM13 225V222H12ZM96 227H93L91 230L89 231V240L90 239H99L100 240V233L101 231L104 230L105 226H104V222L101 223V220L99 222V224H95ZM169 225V224H168ZM181 225V224H180ZM15 226V225H14ZM84 226V225H83ZM250 226V225H249ZM256 226V225H255ZM254 226V227H255ZM13 228V227H12ZM32 228V227H31ZM109 228V227H108ZM139 229L138 232L135 233V235L130 236L131 231L133 229ZM28 229V228H27ZM31 230V229H30ZM107 230V229H106ZM105 230V231H106ZM104 231V232H105ZM159 231V230H158ZM157 231V232H158ZM246 235H245V239H243L244 237L241 238V240L243 239V242H241V244L239 245V250L243 251V253L245 251H249L251 254L255 251V249H257L258 247H260L262 244L259 242L261 241L259 239V241H255L254 239L257 236V232L254 231V229L249 228L246 231ZM27 233V232H26ZM108 233V232H107ZM221 233V235H220ZM24 234V233H23ZM237 234V233H236ZM259 234V235H260ZM29 235V236H28ZM81 235V234H80ZM7 236V235H5ZM155 236V235H154ZM216 238H221V241L219 243V245L216 247ZM255 241V242H254ZM127 244V245H126ZM7 246V243H6ZM81 246V245H80ZM137 246V252H140L139 257L136 258L133 256V258L131 260H127L130 256H132V250L133 248ZM13 246L11 245L10 248H12ZM85 247V246H84ZM97 247V246H96ZM201 247V252L199 250H196V248ZM98 248V247H97ZM114 248V247H113ZM94 249V248H92ZM215 251V252H214ZM214 252V254H213ZM5 253L4 250H2V248H0V256H2ZM12 253V252H11ZM136 253V252H135ZM208 254H211L208 256ZM231 254V255H230ZM108 255L107 258H105ZM239 255V253H238ZM243 255V254H242ZM127 258V259H126ZM237 258H239V256H237ZM236 258V259H237ZM6 259L2 258L0 259V263L4 264L6 263ZM238 264H242L240 260H237ZM8 264V263H7Z\"/></svg>", "mask_w": 264, "mask_h": 264}]
</instances>
